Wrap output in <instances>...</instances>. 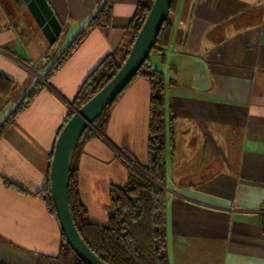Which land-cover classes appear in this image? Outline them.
<instances>
[{
  "label": "crops",
  "instance_id": "crops-1",
  "mask_svg": "<svg viewBox=\"0 0 264 264\" xmlns=\"http://www.w3.org/2000/svg\"><path fill=\"white\" fill-rule=\"evenodd\" d=\"M49 1L63 30L40 66L13 21L12 0H0V72L16 84L0 93V125L43 84L0 136V260L10 264H35L39 254L60 251V222L38 194L50 153L88 74L106 55L121 60L130 50L140 2L113 0L112 26L90 28L46 80L105 2ZM169 17L171 41L150 57L166 77L173 117L165 185L170 264H264V0H180ZM150 97L146 77L132 80L108 110L106 136L87 139L77 153L79 195L93 222H108L110 185L126 182L129 156L148 162Z\"/></svg>",
  "mask_w": 264,
  "mask_h": 264
},
{
  "label": "trees",
  "instance_id": "trees-1",
  "mask_svg": "<svg viewBox=\"0 0 264 264\" xmlns=\"http://www.w3.org/2000/svg\"><path fill=\"white\" fill-rule=\"evenodd\" d=\"M179 2L180 0L172 1L170 12L159 32L153 50H161L170 43L173 35V23L169 15L177 11ZM112 3L113 0H105L103 5L90 17L87 27L76 35L44 73L46 80H49L71 56L78 45L84 40L90 28L112 26ZM151 4L140 0L133 13L130 21V28L134 32L132 43L150 10ZM128 54L129 51L123 59L119 60L110 53L88 74L75 97L71 100L72 108L67 112L57 136L64 124L74 113V109L81 107L114 76ZM138 76L146 77L151 85L148 162L143 164L129 156L133 164H128V178L126 182L124 184L113 183L110 185L109 193L113 210L108 222L100 224L91 221L88 217V210L80 199L78 166L75 159L78 151L87 139L99 135L106 136L108 110L113 104L112 102L95 120L94 126L86 128L77 143L69 175L70 207L74 222L86 243L108 263L170 264L167 253L168 193L165 185L168 177V158L169 155L173 154L174 142L172 137L173 117H167L168 107L165 96L167 80L164 72L152 65L150 56L132 80ZM42 85V82L38 81L9 114L0 125V136L14 122L17 115L29 106ZM15 87V82L0 72V93L9 95ZM54 145L50 153V162ZM5 182L8 185H14L7 179H5ZM38 194L45 200L49 211L58 219L50 187V165L48 180ZM0 264L10 263L0 260ZM35 264L87 263L67 243L62 231L59 253L56 255L39 254Z\"/></svg>",
  "mask_w": 264,
  "mask_h": 264
},
{
  "label": "water",
  "instance_id": "water-1",
  "mask_svg": "<svg viewBox=\"0 0 264 264\" xmlns=\"http://www.w3.org/2000/svg\"><path fill=\"white\" fill-rule=\"evenodd\" d=\"M40 27L49 45L60 37L63 24L49 0H23ZM173 0H153L150 10L139 29L129 54L114 76L72 116L60 130L50 162V187L57 216L67 243L87 264H110L101 258L80 234L70 207L69 175L77 143L89 126L103 113L123 89L137 75L150 56L159 32L170 12Z\"/></svg>",
  "mask_w": 264,
  "mask_h": 264
},
{
  "label": "rangeland",
  "instance_id": "rangeland-1",
  "mask_svg": "<svg viewBox=\"0 0 264 264\" xmlns=\"http://www.w3.org/2000/svg\"><path fill=\"white\" fill-rule=\"evenodd\" d=\"M14 6L13 18L18 25L25 44L29 49V56L40 66L51 56L52 50L45 39L40 27L36 23L23 0H12ZM54 62V61H53Z\"/></svg>",
  "mask_w": 264,
  "mask_h": 264
},
{
  "label": "built area",
  "instance_id": "built-area-1",
  "mask_svg": "<svg viewBox=\"0 0 264 264\" xmlns=\"http://www.w3.org/2000/svg\"><path fill=\"white\" fill-rule=\"evenodd\" d=\"M177 50V47H175V48H173V51L175 52ZM263 211H264V209H263Z\"/></svg>",
  "mask_w": 264,
  "mask_h": 264
}]
</instances>
